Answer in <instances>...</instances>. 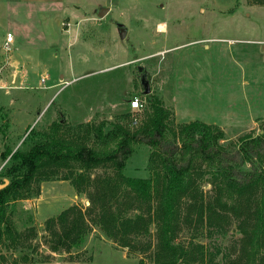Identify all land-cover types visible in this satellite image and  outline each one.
<instances>
[{"label": "rangeland", "instance_id": "374dc122", "mask_svg": "<svg viewBox=\"0 0 264 264\" xmlns=\"http://www.w3.org/2000/svg\"><path fill=\"white\" fill-rule=\"evenodd\" d=\"M102 8L108 11L99 16ZM7 31L15 39L10 50L34 64L23 86L20 75L0 72V153L26 150L56 122L138 124L149 112L140 65L174 126L215 124L226 147L264 130V0H0V54ZM134 96L139 111L129 108ZM148 155L137 144L124 173L147 177ZM8 159L0 156V170ZM201 188L209 194L210 184ZM72 204L84 210L89 200L64 178L44 180L36 195L15 201L9 219L18 241L0 244V264H150L149 250L121 247L96 225L80 248L52 250L46 222ZM239 236L228 229L223 245ZM154 239L150 224L141 242ZM190 240L207 239L185 225L177 241Z\"/></svg>", "mask_w": 264, "mask_h": 264}, {"label": "trees", "instance_id": "16d2710c", "mask_svg": "<svg viewBox=\"0 0 264 264\" xmlns=\"http://www.w3.org/2000/svg\"><path fill=\"white\" fill-rule=\"evenodd\" d=\"M147 101L149 112L138 124L56 122L26 150L6 147L0 153L9 157L0 170V184L7 180L0 187V244L18 241L11 205L36 195L42 181L64 178L89 204L84 210L72 204L47 220L52 250L80 248L96 225L121 247L149 250L150 264H264V130L226 147L219 126L199 120L174 126L159 98L147 94ZM140 143L149 147V175H126V160ZM95 168L103 171L91 176ZM150 224L155 239L145 245ZM185 225L207 240L177 241ZM230 228L240 236L223 245Z\"/></svg>", "mask_w": 264, "mask_h": 264}, {"label": "crops", "instance_id": "0c3cea01", "mask_svg": "<svg viewBox=\"0 0 264 264\" xmlns=\"http://www.w3.org/2000/svg\"><path fill=\"white\" fill-rule=\"evenodd\" d=\"M10 32V31H7ZM6 32V33H7ZM13 35V34H12ZM14 36L10 43H8L7 48H5V40L3 41L2 48L6 51V54H0V72H9V74L13 75H20L18 86H23L24 79L26 80L28 71L33 70L31 67L33 66V58L29 54H22L13 53L10 49L12 48L11 45L14 43ZM38 62V61H37ZM40 62V61H39ZM32 72V71H31ZM45 71L41 74L43 75ZM41 75V76H42ZM14 80V78L12 79ZM22 83V84H21ZM17 86V85H16ZM5 93V92H4Z\"/></svg>", "mask_w": 264, "mask_h": 264}, {"label": "water", "instance_id": "95a60500", "mask_svg": "<svg viewBox=\"0 0 264 264\" xmlns=\"http://www.w3.org/2000/svg\"><path fill=\"white\" fill-rule=\"evenodd\" d=\"M107 11H108V8H102L98 14H99V16H102ZM119 31H120L121 36L124 37L126 34V29L122 26V24H119ZM138 70L141 71L140 76H139V81L143 85V89H144L143 92H144V94H149L150 93V86H149V82H148L147 77H146L147 72H146L145 68L141 65L138 66ZM6 183H7V180L5 179V182L0 184V187H3Z\"/></svg>", "mask_w": 264, "mask_h": 264}, {"label": "built area", "instance_id": "2783aa9c", "mask_svg": "<svg viewBox=\"0 0 264 264\" xmlns=\"http://www.w3.org/2000/svg\"><path fill=\"white\" fill-rule=\"evenodd\" d=\"M13 39V35L11 32H7L5 36V48H7L8 43H10ZM45 78H41L43 81ZM129 108L135 111H139L143 108V103L140 101V99L136 96L132 97L128 101Z\"/></svg>", "mask_w": 264, "mask_h": 264}, {"label": "bare ground", "instance_id": "6f19581e", "mask_svg": "<svg viewBox=\"0 0 264 264\" xmlns=\"http://www.w3.org/2000/svg\"><path fill=\"white\" fill-rule=\"evenodd\" d=\"M159 28H164V24L163 23L159 24Z\"/></svg>", "mask_w": 264, "mask_h": 264}]
</instances>
